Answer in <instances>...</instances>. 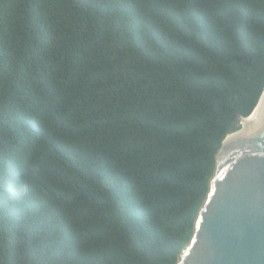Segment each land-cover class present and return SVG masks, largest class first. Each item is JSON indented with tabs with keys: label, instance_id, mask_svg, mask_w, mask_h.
<instances>
[{
	"label": "trees",
	"instance_id": "1",
	"mask_svg": "<svg viewBox=\"0 0 264 264\" xmlns=\"http://www.w3.org/2000/svg\"><path fill=\"white\" fill-rule=\"evenodd\" d=\"M264 89V0H0V264H176Z\"/></svg>",
	"mask_w": 264,
	"mask_h": 264
},
{
	"label": "water",
	"instance_id": "2",
	"mask_svg": "<svg viewBox=\"0 0 264 264\" xmlns=\"http://www.w3.org/2000/svg\"><path fill=\"white\" fill-rule=\"evenodd\" d=\"M239 119L241 128L215 155L206 199L176 264H264V89L252 113Z\"/></svg>",
	"mask_w": 264,
	"mask_h": 264
},
{
	"label": "bare ground",
	"instance_id": "3",
	"mask_svg": "<svg viewBox=\"0 0 264 264\" xmlns=\"http://www.w3.org/2000/svg\"><path fill=\"white\" fill-rule=\"evenodd\" d=\"M260 110H261V105L256 109L255 113L253 114V116H251L250 120L243 121L244 129H247L251 125H253V123L256 121L259 115Z\"/></svg>",
	"mask_w": 264,
	"mask_h": 264
}]
</instances>
